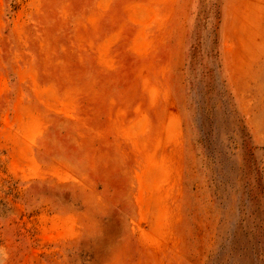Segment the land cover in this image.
Wrapping results in <instances>:
<instances>
[{
    "label": "rangeland",
    "instance_id": "rangeland-1",
    "mask_svg": "<svg viewBox=\"0 0 264 264\" xmlns=\"http://www.w3.org/2000/svg\"><path fill=\"white\" fill-rule=\"evenodd\" d=\"M220 0H0V264H264V61L228 82Z\"/></svg>",
    "mask_w": 264,
    "mask_h": 264
},
{
    "label": "crops",
    "instance_id": "crops-1",
    "mask_svg": "<svg viewBox=\"0 0 264 264\" xmlns=\"http://www.w3.org/2000/svg\"><path fill=\"white\" fill-rule=\"evenodd\" d=\"M218 38L228 82L234 81L236 68L264 61V0H220Z\"/></svg>",
    "mask_w": 264,
    "mask_h": 264
}]
</instances>
